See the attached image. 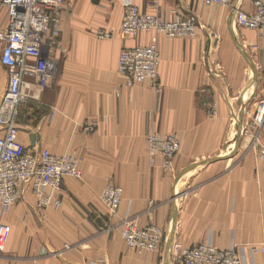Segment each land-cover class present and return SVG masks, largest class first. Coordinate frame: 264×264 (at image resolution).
I'll use <instances>...</instances> for the list:
<instances>
[{"label":"crops","instance_id":"0c3cea01","mask_svg":"<svg viewBox=\"0 0 264 264\" xmlns=\"http://www.w3.org/2000/svg\"><path fill=\"white\" fill-rule=\"evenodd\" d=\"M125 3L66 0L59 41L66 53L57 55L49 88L40 92L32 84L33 98L19 109V139L57 155L77 151L83 176L64 180L59 210H39L24 188L20 202L1 218L9 234L0 264H174L172 245L185 249L209 239L220 249L264 245V163L254 149L234 152L239 130L232 127L240 129L264 98V30L234 22L233 9L252 13L253 0H232L230 8L203 0H133L165 21L176 14L199 20L195 38L159 36L161 92L150 82L126 87L117 70L123 48L146 45L152 36L119 35ZM7 27L8 11L0 5V30ZM99 30L115 36L100 40ZM0 82L8 83L1 63ZM94 118L96 132L83 133L79 124ZM150 133L178 135L181 149L170 171L160 158L152 162ZM109 183L124 190L115 214L99 200ZM90 205L95 225L84 218ZM126 221L161 228L162 251L128 248L120 227ZM93 228L95 238L84 241ZM66 244L75 245L43 256ZM256 264H264L261 255Z\"/></svg>","mask_w":264,"mask_h":264},{"label":"built area","instance_id":"2783aa9c","mask_svg":"<svg viewBox=\"0 0 264 264\" xmlns=\"http://www.w3.org/2000/svg\"><path fill=\"white\" fill-rule=\"evenodd\" d=\"M207 5L230 8L232 0H203ZM8 11V27L0 30V63L8 74L6 91L0 103V255L3 254L9 226L1 221L17 205L24 188L31 191L39 210H59L62 207L64 180H81L80 160L75 154L57 155L47 149L25 147L19 139V108L33 98L32 84L40 92L51 86L57 66L60 47L62 13L66 0H0ZM69 8V7H67ZM253 12L246 13L235 7L234 22L249 31L264 30V0H253ZM199 20L194 14L183 17L176 14L170 21L144 13L133 0H126L119 35L137 39L144 33L152 34L146 45L123 48L117 70L125 79V86L150 82L159 89L161 53L159 36L167 39H192L197 36ZM100 40L112 39L113 31L96 32ZM253 49H257L254 47ZM32 79V81H30ZM215 109L213 110V114ZM243 113L245 110L243 109ZM246 134H251L253 147L264 163V141L260 138L264 126V98L255 101L250 116L243 122ZM98 119L79 124L85 134H93ZM247 127V128H246ZM243 129V128H242ZM243 132V131H242ZM244 134V133H243ZM152 162L160 158L165 171H170L181 149L176 134L150 133L146 138ZM258 148V150H257ZM123 189L109 183L100 198L115 214L122 202ZM122 237L128 248L137 251L161 252L165 241L163 230L154 225L139 227L131 221L122 224ZM174 264H256L264 258V245L253 247H216L212 239L179 249L172 245L170 253Z\"/></svg>","mask_w":264,"mask_h":264},{"label":"rangeland","instance_id":"374dc122","mask_svg":"<svg viewBox=\"0 0 264 264\" xmlns=\"http://www.w3.org/2000/svg\"><path fill=\"white\" fill-rule=\"evenodd\" d=\"M6 88H7V85L6 84H3L2 82H0V103H1V100L3 98V95L6 91ZM216 109V108H212V114H213V110ZM237 125H234V123H232V127H233V132H235V130H239L238 134H234V152L235 151H238L240 150L243 154H246L248 152L251 151V147H253V140H252V136L251 134H246V129L244 127H241L240 129L237 128ZM244 125V124H243ZM242 125V126H243ZM241 126V124L239 125ZM243 128V129H242ZM247 128V127H246ZM243 131V132H242ZM244 133V134H243ZM260 138L264 141V137L262 136V134H260ZM258 150V148H257ZM52 153V152H51ZM72 154H75L77 156V158L80 160V164H81V161H82V157L80 155L77 154V151H73L71 152ZM54 154V153H53ZM70 154V153H68ZM231 157V156H229ZM117 186V185H116ZM120 187V186H118ZM106 188V187H105ZM104 188V189H105ZM122 188V187H121ZM104 189L102 190V192L104 191ZM123 189V188H122ZM101 192V194H102ZM100 194V196H101ZM123 194H124V190H123ZM99 196V197H100ZM100 200V203L104 206V208L106 210H108V212L110 214H113L109 211V209L105 206V204L101 201V198H99ZM122 201H123V196H122ZM122 204V202H121ZM94 205H95V201H94ZM83 210H85V220L87 222H89L90 224L92 225H95V207L94 206H87L86 208H84ZM95 227V226H94ZM105 227V226H104ZM121 227V235H122V225L120 226ZM104 229L106 230H111V228H107L105 227ZM95 238V228H93V231L89 232L86 237H85V240L84 241H88V240H91ZM123 238V237H122ZM124 240V239H123ZM75 245V244H74ZM73 244H66V246L60 251V252H46L43 254V256H48L50 254L51 255H54V256H58V255H61V253H63V251H67L69 250V248H73L74 247ZM93 264H95V262H93Z\"/></svg>","mask_w":264,"mask_h":264},{"label":"water","instance_id":"95a60500","mask_svg":"<svg viewBox=\"0 0 264 264\" xmlns=\"http://www.w3.org/2000/svg\"><path fill=\"white\" fill-rule=\"evenodd\" d=\"M31 140H32V144L34 145L35 144V140H36L35 135L32 136ZM229 156H231V155H228L227 157H229Z\"/></svg>","mask_w":264,"mask_h":264},{"label":"bare ground","instance_id":"6f19581e","mask_svg":"<svg viewBox=\"0 0 264 264\" xmlns=\"http://www.w3.org/2000/svg\"><path fill=\"white\" fill-rule=\"evenodd\" d=\"M20 109V108H19Z\"/></svg>","mask_w":264,"mask_h":264}]
</instances>
